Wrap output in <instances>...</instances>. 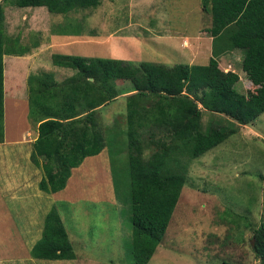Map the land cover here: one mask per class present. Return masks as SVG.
Instances as JSON below:
<instances>
[{
    "label": "rangeland",
    "instance_id": "1",
    "mask_svg": "<svg viewBox=\"0 0 264 264\" xmlns=\"http://www.w3.org/2000/svg\"><path fill=\"white\" fill-rule=\"evenodd\" d=\"M0 3L3 5L6 35L18 37L19 44L29 47V51L21 57L5 55L3 65L6 69V86L9 89L11 82L17 84L18 91L25 94L23 97L27 100L33 91H37L38 76L49 74L53 84L62 85L75 74L76 70L52 63L53 53L116 58L135 64L151 61L168 65L206 64L212 56V37L208 31L211 15L203 10V0H99L96 7L71 9L66 13H51L44 6L24 9L16 7L12 2L0 0ZM161 7L165 8L168 15L174 14L171 20L165 17V23H170L167 27L172 33H176L178 38L182 35L177 32L187 35V40H183L182 44L173 43V40H160L158 44L150 41L152 35L165 32L159 29L161 25L149 21L150 18H156L154 16H157ZM130 12L134 13V19L129 18ZM33 18L37 19L35 24L32 23ZM70 22L80 24V35L88 37L90 42L67 38L69 33H64V30ZM121 27L127 30L116 32ZM109 32L114 37L109 41L99 35H107ZM35 42L37 46H33ZM190 43L194 46L191 57L187 56L186 51L190 50ZM241 57L240 50L227 52L219 57V66L223 70L235 71L239 75L237 90L251 94L255 86L241 70ZM10 64L12 66L8 68ZM32 75L36 77L35 80L30 79ZM117 84L119 90L115 99L96 110L97 120L102 126L115 124L112 132H105L114 137L123 134L120 128H126L127 97L133 89L128 82ZM19 122L20 125L23 123L21 119ZM29 122L30 132L26 137L31 141L26 143L27 152L33 148L32 143L37 136L31 132L35 123L32 120ZM200 123L201 131H207L213 125L222 130L235 128L236 133L191 161L170 223L147 264H263L253 250L251 236L253 228L260 223L264 207V113L242 125L226 115L203 110ZM4 148L0 145V152ZM16 148H11V151ZM112 148L116 155L113 159L109 157L107 146L101 152L104 159H111L110 163L114 166L115 204L103 200L91 201L85 196L89 189L91 194L99 189L98 181L96 186L90 185L93 176L99 173L90 171L89 178H82L81 184L84 186L81 189L85 195L82 194L72 205L64 204V207L58 201L55 203L50 193L39 189L38 182L44 172L41 167L31 163V158L10 153L9 149L0 154L1 161L8 158L10 153L15 175L27 177V173L31 172V186L24 191L23 199H17V205L27 203L29 206L30 200L25 192H36L43 195V207H57L76 258L54 262L132 264L131 205L125 172L128 143L115 144ZM39 161L44 162L40 158ZM19 162L26 167L23 175L18 171ZM2 165V169L6 168L7 171L11 164L8 162ZM52 174L55 175L56 170ZM99 192H96L97 195H101ZM135 204L142 205L137 200ZM10 206L13 207V204ZM24 208L32 207H21L18 211L22 213ZM43 213L42 210L38 212L42 218ZM24 214L29 215L27 211ZM36 220L31 225L39 228L37 224L40 222L36 223ZM13 221L19 226L18 221ZM37 230H32L33 241L38 236ZM10 237L12 240L20 239V234L14 230V223ZM23 245L19 251L1 245L0 264H56L48 260L32 259L27 243Z\"/></svg>",
    "mask_w": 264,
    "mask_h": 264
},
{
    "label": "trees",
    "instance_id": "2",
    "mask_svg": "<svg viewBox=\"0 0 264 264\" xmlns=\"http://www.w3.org/2000/svg\"><path fill=\"white\" fill-rule=\"evenodd\" d=\"M4 1L16 7L44 6L51 13L96 7L99 3ZM202 4L211 15L208 31L212 56L206 64H135L116 58L53 53L52 63L76 70L75 74L62 85L53 84L49 74H42L37 78V91L28 97L27 117L37 130L30 158L44 172L38 183L44 192L63 189L71 168L79 166L85 157L97 155L107 146L113 159L116 155L112 146L128 143L125 172L131 205L132 264H147L160 244L191 161L236 133L235 128L222 130L213 125L201 131L202 111L226 115L242 125L264 113V0H203ZM65 32L79 34L80 24L70 22ZM232 50L242 53L241 70L255 86L251 94L237 90L239 75L235 71L219 66V57ZM28 51L29 47L19 44L18 37L6 35L0 3V143L4 141L3 57L21 56ZM35 78L32 75L30 79ZM117 82H128L133 89L127 97L126 128H120L123 134L114 137L105 132L115 124L102 126L96 110L115 99ZM39 158L44 162L40 163ZM110 168L113 179L111 163ZM136 200L142 205H136ZM251 237L253 250L264 264V210ZM30 255L48 261L76 258L56 206L47 212L41 237Z\"/></svg>",
    "mask_w": 264,
    "mask_h": 264
},
{
    "label": "crops",
    "instance_id": "3",
    "mask_svg": "<svg viewBox=\"0 0 264 264\" xmlns=\"http://www.w3.org/2000/svg\"><path fill=\"white\" fill-rule=\"evenodd\" d=\"M18 8H24V7H18ZM24 9H32V7H25ZM36 11H39V10H36ZM130 14L131 16L129 18L134 19V13L130 12ZM154 17L156 18L152 20L150 18L149 21L153 22L156 25L158 24L161 25L159 29H162L165 32L157 34V35L155 34L152 35L150 37L151 42L158 44L160 40H173L174 41L173 43H177L180 45V43L182 44L183 40H187L185 39L187 37L186 34L183 35L177 32V34L182 35L180 36V37H183V39L181 40L180 37L179 38L177 37L176 33H172L171 29L167 27V25H169L170 23L168 24L165 23V20L167 19L165 17H169V19L171 20L170 17H174V14L168 15V13L165 12L164 7L159 8V13L157 14V16H154ZM36 22H37V19L33 18L32 23L35 24ZM117 29L118 30L116 32H122L123 30H127V28L125 29L124 27L117 28ZM155 31H157V28L155 29ZM112 34L113 33L109 32V34L107 35L105 34L104 35L99 34V35L101 37L103 36L105 41H109L114 38V37H111ZM66 37L73 38L76 41L81 40L85 42H90V39L88 37L84 35H80V33L79 34H69ZM92 39L95 40V38H92ZM192 49L194 50V46L191 45L190 43V50H186L188 51L187 56L192 55L191 53ZM14 57H21V56L14 55ZM11 66L12 64H10L8 68H10ZM13 66H14V63H13ZM5 73H6V69H4V77H3L4 141L0 143V145L5 146L6 148H4L3 151L0 152V154H3V152L6 149H9L10 153L23 154L24 158L30 159L32 148L29 149L27 152V147H26V143L31 141V140H28V138L26 137L28 135V132H30L29 131L30 122L27 117L28 100L23 97L25 94H21L22 92L20 93L18 91L19 86L17 84L11 82L9 89H7V86H6L7 77ZM20 119L23 121L21 125L19 122ZM31 132H34L36 134L37 132L36 127L33 128ZM14 147H17V148L11 151V148H14ZM10 153H9L8 158H6L8 159L7 162H6V159H2L0 161L1 162L0 163V247L1 245H4L5 248L12 247L13 249H17V251H19L20 248L24 246L23 243L24 244L27 243V248H29V254H30V250L32 246L41 237L44 218L50 209H48L47 206L43 207V195L41 193H36V192L32 194L29 192H25V195L29 197V200H30L29 206H27V203H21V206L19 204L17 205V203H19L17 202V199L18 198L23 199L24 191L26 190V188H29L31 186V178H30L31 172L29 171L27 173L28 174L27 177H21L19 175H15L14 171L12 170L13 163H12V157H10ZM4 154L7 155V153H4ZM8 162H10L11 165L9 166L8 170L5 171L6 168L2 169V167L4 166L2 164L4 163L7 164ZM17 165L20 169L18 170L20 175H23L24 169L26 167L22 166L20 162ZM90 171H92V173L94 174H95V171H98L99 176L95 174L92 178L90 175V177L93 179V182L91 181L90 185L92 184L91 187L96 186L97 181H98L99 189L96 190L95 193L92 191L93 194L90 193V189H89L88 192L86 191L87 194L85 195L83 194V190L81 189V187L84 186L81 184L83 182L82 178L83 176H85V178L83 179L89 178L88 175L90 174ZM98 191H100L99 193H101V195H97L96 192ZM50 194L52 195L51 196L52 200H54V202L58 201V203H60V206H63V207L65 206L64 204L72 205L73 203H75L76 200H78L82 196V194L85 195L89 200L92 199L91 201L103 200L110 204H115L116 195L114 191V184H113V179L111 175L109 158L105 160L103 152H100L94 156L85 157L79 166L71 168L70 175L67 178L65 187L56 192H51ZM11 203L13 204V207L10 206ZM21 207H32V208H24V211L21 213L20 211H18V209L19 208L21 209ZM41 210L45 212L43 213L44 214L43 218L41 217L42 214L41 215L38 214V212ZM25 211H27V213L29 214L28 216H25L24 214ZM35 219H37L36 223L40 222L37 224L39 228H36L33 225H31V222ZM13 220L18 221L19 226ZM13 223H14V230L17 231L18 234H20V237H19L20 239L18 241L12 240V238L10 237L11 230L13 229ZM33 229H38L37 230L38 236L34 239V241H33V231H32ZM14 255L12 257H15ZM50 262L56 263V264L63 263V262H54V261H50Z\"/></svg>",
    "mask_w": 264,
    "mask_h": 264
},
{
    "label": "water",
    "instance_id": "4",
    "mask_svg": "<svg viewBox=\"0 0 264 264\" xmlns=\"http://www.w3.org/2000/svg\"><path fill=\"white\" fill-rule=\"evenodd\" d=\"M263 210H264V207H263Z\"/></svg>",
    "mask_w": 264,
    "mask_h": 264
}]
</instances>
